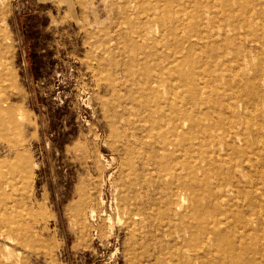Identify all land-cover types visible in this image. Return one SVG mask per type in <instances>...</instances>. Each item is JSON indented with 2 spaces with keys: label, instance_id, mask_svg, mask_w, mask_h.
<instances>
[{
  "label": "rangeland",
  "instance_id": "obj_1",
  "mask_svg": "<svg viewBox=\"0 0 264 264\" xmlns=\"http://www.w3.org/2000/svg\"><path fill=\"white\" fill-rule=\"evenodd\" d=\"M207 1L218 9L228 2ZM189 2L176 0L174 13ZM242 5L259 35L237 39L240 66L252 78L241 87L253 109L264 100V78L253 79L264 60V0ZM122 15L117 0H0V105L17 112L0 111V174L10 184L0 200L16 225L12 239L0 238V254L14 264H195L174 257L184 232L169 225L165 191L154 185L185 169L156 167L161 136L143 120L132 85L139 66L129 65L126 47L133 26ZM233 57L228 50L226 62L236 68Z\"/></svg>",
  "mask_w": 264,
  "mask_h": 264
},
{
  "label": "bare ground",
  "instance_id": "obj_2",
  "mask_svg": "<svg viewBox=\"0 0 264 264\" xmlns=\"http://www.w3.org/2000/svg\"><path fill=\"white\" fill-rule=\"evenodd\" d=\"M175 1L117 0L124 23L133 26L126 47L129 65L139 66L132 85L144 108L143 120L161 136L153 148L156 167L165 173L178 164L185 169L176 170L174 180L154 185L165 191L169 225L184 232L173 256L195 264H264V168L253 175L255 165L264 166V152L255 151L264 144V120L257 122L264 100L248 108L244 88L252 78L240 66L237 50L238 38L259 37L252 14L242 0V10L231 0L219 9L207 0H190L174 13ZM206 21L214 27L206 30ZM135 49L144 55L138 59ZM228 50L235 54L230 63L236 68L226 62ZM161 55L167 63H154ZM253 68V79L264 78V60ZM0 111L17 116L9 105H0ZM16 157L23 159L20 153ZM243 163L250 165L249 172L239 168ZM4 179L0 174V199L10 185ZM213 179L215 186L210 185ZM2 205L0 200V238L12 239L16 225L5 214L9 204ZM12 257L0 254V264H14Z\"/></svg>",
  "mask_w": 264,
  "mask_h": 264
}]
</instances>
